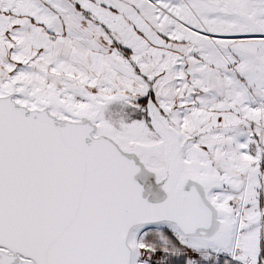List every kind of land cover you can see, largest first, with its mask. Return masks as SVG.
Instances as JSON below:
<instances>
[{
  "label": "snow or ice",
  "instance_id": "snow-or-ice-1",
  "mask_svg": "<svg viewBox=\"0 0 264 264\" xmlns=\"http://www.w3.org/2000/svg\"><path fill=\"white\" fill-rule=\"evenodd\" d=\"M0 264H264V0H0Z\"/></svg>",
  "mask_w": 264,
  "mask_h": 264
}]
</instances>
